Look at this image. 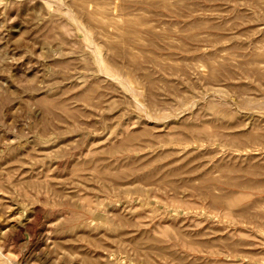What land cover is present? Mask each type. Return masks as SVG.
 Wrapping results in <instances>:
<instances>
[{
	"label": "rangeland",
	"instance_id": "374dc122",
	"mask_svg": "<svg viewBox=\"0 0 264 264\" xmlns=\"http://www.w3.org/2000/svg\"><path fill=\"white\" fill-rule=\"evenodd\" d=\"M0 264H264V0H0Z\"/></svg>",
	"mask_w": 264,
	"mask_h": 264
}]
</instances>
